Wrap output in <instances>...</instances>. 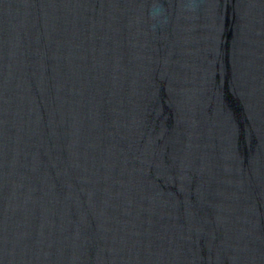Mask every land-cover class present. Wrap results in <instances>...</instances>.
I'll return each mask as SVG.
<instances>
[{
    "label": "water",
    "instance_id": "water-1",
    "mask_svg": "<svg viewBox=\"0 0 264 264\" xmlns=\"http://www.w3.org/2000/svg\"><path fill=\"white\" fill-rule=\"evenodd\" d=\"M0 264H264V0H0Z\"/></svg>",
    "mask_w": 264,
    "mask_h": 264
}]
</instances>
